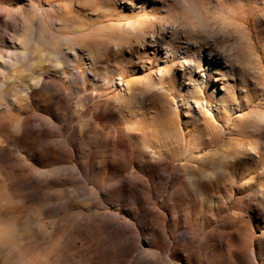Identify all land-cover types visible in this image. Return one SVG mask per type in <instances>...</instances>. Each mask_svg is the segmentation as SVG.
<instances>
[{
  "label": "rangeland",
  "instance_id": "obj_1",
  "mask_svg": "<svg viewBox=\"0 0 264 264\" xmlns=\"http://www.w3.org/2000/svg\"><path fill=\"white\" fill-rule=\"evenodd\" d=\"M0 264H264V0H0Z\"/></svg>",
  "mask_w": 264,
  "mask_h": 264
},
{
  "label": "bare ground",
  "instance_id": "obj_2",
  "mask_svg": "<svg viewBox=\"0 0 264 264\" xmlns=\"http://www.w3.org/2000/svg\"><path fill=\"white\" fill-rule=\"evenodd\" d=\"M15 41H16V43H18V48L15 51H13V54H12L13 57L11 56L12 58H11L10 62L8 61V63H7V62L2 60V62H1L2 65H18L19 62H21L22 60H25V59L27 60L28 57L30 56V54L34 55V54L39 53V47L41 46L42 43H44V40H42V38H41V34L37 35L36 33H34L33 28H31L29 25H25L23 30H22V32L17 33L15 35ZM174 51H176V50H174ZM184 54L185 55L182 56V59L184 60L183 63L187 64V62H186L187 50L184 52ZM174 55L176 56V54H174ZM213 57H214V54H213V52L211 50H209V49H207V50L201 49V53L199 54V56H197V61L195 63H192L193 65L192 64H190V65H191V67L195 68V67H197L198 64H200L202 62L204 63V61L206 60L205 58H207L208 61L205 62L206 67L215 68L216 64L214 62V58ZM57 59H58V57H57ZM42 61H43V58L40 55L35 60L29 62V64H27V66L28 65L32 66V67H34L33 65H38L39 66L41 63H43ZM64 62H65V60H61L60 59L59 61H55L54 65H62ZM65 63H67V62H65ZM183 63H182V65H184ZM44 73H45L44 71H38V74L35 77V79H36L35 81H37L38 83L41 82L42 78L44 77ZM26 94H28V93H26ZM194 103L196 104V106L199 109H205V107L207 105V103H206V105H204L201 102H196V101Z\"/></svg>",
  "mask_w": 264,
  "mask_h": 264
}]
</instances>
